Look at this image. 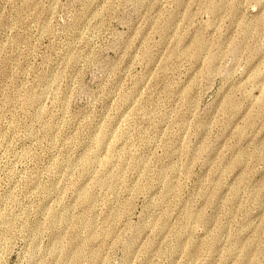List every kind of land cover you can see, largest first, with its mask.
Masks as SVG:
<instances>
[{"label":"rangeland","instance_id":"374dc122","mask_svg":"<svg viewBox=\"0 0 264 264\" xmlns=\"http://www.w3.org/2000/svg\"><path fill=\"white\" fill-rule=\"evenodd\" d=\"M0 264H264V0H0Z\"/></svg>","mask_w":264,"mask_h":264}]
</instances>
